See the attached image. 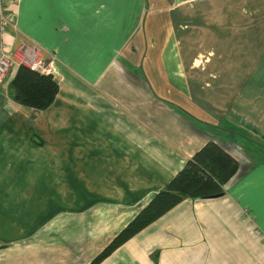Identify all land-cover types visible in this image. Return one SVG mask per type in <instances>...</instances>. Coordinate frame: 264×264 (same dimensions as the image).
I'll return each mask as SVG.
<instances>
[{
    "label": "crops",
    "instance_id": "1",
    "mask_svg": "<svg viewBox=\"0 0 264 264\" xmlns=\"http://www.w3.org/2000/svg\"><path fill=\"white\" fill-rule=\"evenodd\" d=\"M9 1L0 51L39 45L59 87L36 112L0 86V264H89L208 142L224 195L101 264H264V0Z\"/></svg>",
    "mask_w": 264,
    "mask_h": 264
},
{
    "label": "trees",
    "instance_id": "2",
    "mask_svg": "<svg viewBox=\"0 0 264 264\" xmlns=\"http://www.w3.org/2000/svg\"><path fill=\"white\" fill-rule=\"evenodd\" d=\"M11 87L14 99L21 107L42 112L54 102L59 84L53 75H42L19 66L11 80ZM238 168V162L219 144L206 143L89 264H101L183 200H206L223 196L226 185L235 177ZM0 245L2 248L6 244Z\"/></svg>",
    "mask_w": 264,
    "mask_h": 264
},
{
    "label": "built area",
    "instance_id": "3",
    "mask_svg": "<svg viewBox=\"0 0 264 264\" xmlns=\"http://www.w3.org/2000/svg\"><path fill=\"white\" fill-rule=\"evenodd\" d=\"M9 0H0V34L14 27V17L8 10ZM19 66L42 75H53L49 62L42 56V48L34 43L21 44L11 52L0 51V86L6 77L12 78Z\"/></svg>",
    "mask_w": 264,
    "mask_h": 264
}]
</instances>
